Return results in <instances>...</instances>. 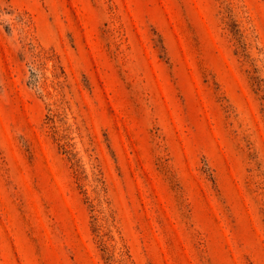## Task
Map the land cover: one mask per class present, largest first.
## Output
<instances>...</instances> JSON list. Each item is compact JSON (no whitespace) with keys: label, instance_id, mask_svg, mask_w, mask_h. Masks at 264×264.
Masks as SVG:
<instances>
[{"label":"rangeland","instance_id":"1","mask_svg":"<svg viewBox=\"0 0 264 264\" xmlns=\"http://www.w3.org/2000/svg\"><path fill=\"white\" fill-rule=\"evenodd\" d=\"M0 264H264V0H0Z\"/></svg>","mask_w":264,"mask_h":264}]
</instances>
